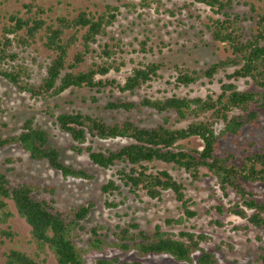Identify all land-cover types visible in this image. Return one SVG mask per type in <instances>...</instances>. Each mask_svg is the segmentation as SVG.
Segmentation results:
<instances>
[{
	"label": "trees",
	"instance_id": "1",
	"mask_svg": "<svg viewBox=\"0 0 264 264\" xmlns=\"http://www.w3.org/2000/svg\"><path fill=\"white\" fill-rule=\"evenodd\" d=\"M152 1L161 5L165 0ZM196 1L215 13L208 15L209 22L205 26L213 41L223 46L226 55L201 70L176 64L175 85L188 87L202 79L213 81L217 74L226 73V79H220L221 91L217 95H144L139 100H109L105 105L106 109L117 112L154 111L161 121L153 126L132 117L108 122L103 116L81 109L56 112L46 108L44 112L54 119L62 132L72 137L73 151L86 152L92 163L104 169L116 168L113 177L117 179L111 177L101 186L108 207L124 203V200H109L116 192L122 194L123 187L137 197L144 192L158 200L165 191H172L184 215L193 217L196 211L191 208L184 183L168 169L151 168V163L160 162L186 171L192 180L206 176L216 178L225 197L231 192L239 195V201L229 206L228 211L263 228L264 201L257 199L256 192L248 186L264 185V150L245 149L239 163L234 152L219 154V145L230 135L241 136L247 125H257L264 113V11L246 16L234 10L242 2L246 5L247 0ZM3 4L0 1V78L32 99L48 102L75 89L99 92L110 88L133 95L160 77L162 64L154 61H139L124 82L107 77L111 71H120L126 63L121 55L124 52L122 42L105 40L118 20V5L107 4L100 12L80 7L74 12L52 16L51 8L34 3L24 4V10L5 9ZM145 5L150 2L146 1ZM251 9L257 12L254 4ZM248 20H254L255 24L245 25ZM142 44L146 46L145 41ZM241 78L251 81L255 87L240 89L237 80ZM92 99L97 101L94 96ZM182 122L184 124H180ZM95 140L126 142L97 149L93 145ZM50 141L51 133L35 117H29L19 132L0 134V151L20 147L32 161L46 162L64 178H95L88 169L66 163L62 149ZM21 161L19 156H10L4 164ZM203 169L206 172H202ZM10 171L11 168L0 166V222L8 223L16 213L22 217L31 228L30 242L36 251L30 254L12 248L5 253V264H49L43 256L48 251L57 264H90L86 258L89 251L107 248L124 253L136 251L140 257L168 254L175 264L195 261L197 264H221L215 253L202 246L203 241L210 239L203 232L183 229L173 233L156 225L153 232L148 233L135 221L113 230L100 223L89 225L86 220L91 219L96 206L94 200L64 207L56 197L57 186L45 185L34 178L13 177ZM218 210L222 211V206H218ZM185 216L167 218L166 223L181 225L187 219ZM216 222L222 224L219 220ZM3 233L14 237L11 231ZM86 235L90 237L84 247L80 242ZM198 251L200 254L195 260L194 254ZM261 257L264 263V255ZM97 264L142 262L113 258L98 259Z\"/></svg>",
	"mask_w": 264,
	"mask_h": 264
},
{
	"label": "rangeland",
	"instance_id": "2",
	"mask_svg": "<svg viewBox=\"0 0 264 264\" xmlns=\"http://www.w3.org/2000/svg\"><path fill=\"white\" fill-rule=\"evenodd\" d=\"M3 8L24 10V4L34 3L46 6L53 11L54 16L59 12H74L77 8L89 9L93 12L103 11L107 4L120 7L118 20L110 28V34L105 38L111 43L121 41L126 63L118 72L111 71L107 77L116 78L124 82L125 77L139 61H154L162 64L160 77L155 78L149 86L144 87L136 94L121 92L118 89L106 88L102 91L90 89H75L65 92L60 98L48 102L32 99L28 94L21 93L6 80L0 78V134L8 135L19 132L22 124L29 117H35L41 126L51 133L52 145L60 147L63 151V160L75 167L86 168L95 178L85 180L78 178H64L58 171L52 169L46 162L32 161L28 154L20 147H8L0 151V166L11 168L10 174L21 179H36L48 186H57L56 195L64 207L78 206L88 200H94L96 206L91 214V219L86 220L89 225L104 224L112 230L117 226H124L130 221L138 222L140 227L148 233L153 232L156 225L164 230L178 233L180 230L203 232L210 239L202 242V246L215 253L221 264H264V227L257 228L249 224L247 219L241 218L228 211L229 206L239 201V195L231 192L225 197L219 188L216 178L206 176L200 180H192L189 173L182 169L173 168L167 164L154 162L152 169H168L173 176L183 182L186 193L191 198V208L196 211L193 217L184 215L181 203L175 198L172 191H165L160 200L152 199L144 192L140 197L129 192L127 187L122 188V194L117 192L109 196V200L123 204L117 207L106 205L107 197L102 194L101 186L106 183L116 168L104 169L92 163L86 152L77 154L71 146L75 144L72 137L59 129L54 119L44 110L53 108L56 112L61 110L81 109L85 113L103 116L108 122L123 120L132 117L144 125L153 126L161 121V117L154 111L145 110L143 113L113 111L106 109L109 100L127 98L139 100L144 95L164 97L173 94L206 96L211 93L217 95L221 91L220 79H226V73L217 74L213 81L202 79L188 87L175 85V65L180 64L192 69L201 70L211 63L226 55L223 46L213 41L206 28L209 22L208 15L215 14L212 10L196 0H165L161 5L152 0H0ZM150 5H145V2ZM254 4L257 12L251 9ZM246 16H255L264 11V0H247L237 5L234 9ZM257 17V16H256ZM255 17V18H256ZM252 26L255 21H246L245 25ZM114 37V38H113ZM113 38V39H112ZM145 41L146 46L142 44ZM144 45V46H143ZM148 48L145 52L143 48ZM45 54V52H43ZM231 72L232 69H229ZM240 89L246 90L255 85L245 78L237 80ZM85 96V97H84ZM97 101H94L92 97ZM184 124V122L180 123ZM221 124L219 125V127ZM126 141L95 140V148L100 146L116 147ZM86 145V144H85ZM245 149L250 151L264 150V113L257 125H247L239 137L233 135L222 139L219 145V154L234 152L237 161L245 154ZM21 157L19 163L4 164L7 157ZM202 172H206L205 169ZM113 178L117 179V176ZM118 182H120L118 180ZM256 192L257 199L264 201V185L257 183L248 186ZM15 211L14 204L10 202ZM222 206V211L218 210ZM16 212V211H15ZM185 216L186 221L181 225H168L167 218ZM216 220L222 224L219 225ZM11 231L14 237L10 238L3 231ZM90 235L80 242L87 247ZM31 228L29 224L17 213L11 220L3 224L0 222V264H5V253L10 249H20L30 254L35 253V247L30 242ZM111 240V237H107ZM200 252L194 254L196 260ZM49 264H57L53 254H43ZM86 258L90 264H97L98 259L118 258L120 261L133 262L140 260L142 264H175L174 258L168 254H151L140 257L136 251L124 253L116 248L105 250H91ZM189 264V263H182ZM193 264H197L195 261Z\"/></svg>",
	"mask_w": 264,
	"mask_h": 264
}]
</instances>
